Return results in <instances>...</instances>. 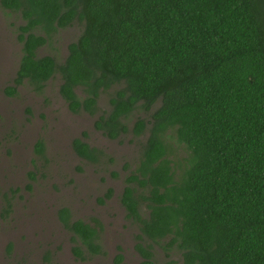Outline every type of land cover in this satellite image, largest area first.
Wrapping results in <instances>:
<instances>
[{
  "label": "trees",
  "instance_id": "16d2710c",
  "mask_svg": "<svg viewBox=\"0 0 264 264\" xmlns=\"http://www.w3.org/2000/svg\"><path fill=\"white\" fill-rule=\"evenodd\" d=\"M0 5L24 21L22 55L7 94L25 81L40 90L57 75L69 107L94 113L100 93L116 86L110 109L94 122L111 138L130 130L137 108L148 111L131 127L135 136L148 134L120 196L144 242L136 244L143 264H154L152 243L167 255L178 252L182 264H264V0ZM71 24L79 32L63 60L38 55ZM72 144L92 158L85 142ZM66 214L60 209L66 226L99 252L96 226L68 224Z\"/></svg>",
  "mask_w": 264,
  "mask_h": 264
},
{
  "label": "rangeland",
  "instance_id": "374dc122",
  "mask_svg": "<svg viewBox=\"0 0 264 264\" xmlns=\"http://www.w3.org/2000/svg\"><path fill=\"white\" fill-rule=\"evenodd\" d=\"M22 23L17 12L2 10L0 5V264H116L114 256L119 253L124 264H143L134 247L138 225L127 218L120 196L148 134L135 136L131 127L136 117L146 118L148 111L137 108L128 120L130 130L118 139H108L93 124L110 109L109 98L116 86L100 93L93 114L68 110L58 92L57 75L43 89L25 81L15 94H4L7 85L13 86L19 64L17 35ZM78 32L75 24L59 29L38 55L63 60ZM75 138L96 147L98 160L88 161L74 153ZM39 139L44 152L37 154ZM107 189L112 190L111 196L104 199ZM63 206L71 218L100 221V253L82 261L72 256L77 241L56 217ZM151 245L154 264L169 260L182 264L178 252L167 255L161 243Z\"/></svg>",
  "mask_w": 264,
  "mask_h": 264
},
{
  "label": "flooded vegetation",
  "instance_id": "af4514ba",
  "mask_svg": "<svg viewBox=\"0 0 264 264\" xmlns=\"http://www.w3.org/2000/svg\"><path fill=\"white\" fill-rule=\"evenodd\" d=\"M1 9L2 10H5V11H7V12H9V9L7 8H4V7H2L1 6ZM17 39L19 40V36L17 35ZM42 47V46H41ZM41 47H39V48H41ZM39 48H38V50H39ZM37 50V51H38ZM21 55H22V44H21V47H20V56H19V60L18 61H20V58H21ZM17 68H18V66H17ZM17 71V70H16ZM16 71H15V77H16ZM15 77H14V79H15ZM49 80V79H48ZM47 80V81H48ZM46 81V82H47ZM45 82V83H46ZM13 85H15V82H14V80H13ZM7 87H9V85H7L5 88H7ZM18 87V85H16V88ZM44 87V86H43ZM43 87L41 88V89H43ZM5 88L3 89V93L4 94H7L4 90H5ZM58 92H59V94H60V89H59V86H58ZM77 93H79V94H81L78 90L76 91ZM9 95V94H8ZM82 95V94H81ZM60 96H61V94H60ZM62 97V96H61ZM62 99L65 101V103H66V106H67V108H68V110L70 111V112H72V113H75V114H78L79 112H85V113H88V114H93V113H90V112H88L87 110H84V109H79V110H76V111H74V110H72L70 107H69V103L62 97ZM97 104H98V101H97ZM97 109V108H96ZM99 117V116H98ZM97 117V118H98ZM96 118V119H97ZM95 119V120H96ZM95 122V121H94ZM94 125V124H93ZM95 128V127H94ZM96 129V128H95ZM96 130H98L103 136H105V137H107L108 139H118V138H120L122 135H124V133H120L117 137H115V138H111V137H109V136H107V135H105L103 132H102V130H100V129H96ZM75 139H80L81 141H83V142H85L88 146H89V148L90 149H92L93 150V153H92V158H87V157H85V156H82V155H80L79 153H77L76 151H75V149H74V147H73V144H72V149H73V151H74V153H76L79 157H81V158H83V159H85V160H88V161H96V160H98V157H99V155H100V151L96 148V147H94V146H91L90 145V143L88 142V141H86V140H84V139H82V138H75ZM74 139V140H75ZM73 140V141H74ZM73 141H72V143H73ZM36 143H35V152L37 153V154H39V153H42V152H44V143L39 139V140H37V141H35ZM37 143H40V145L42 146V150L41 151H38L37 149H36V144ZM95 156V158H93ZM31 163V162H30ZM110 189H107V191H106V193L103 195V198L105 199V198H107V197H110L111 196V193H110V195H107V193H108V191H109ZM112 191V190H111ZM103 202H104V200H103ZM120 203H121V201H120ZM122 204V203H121ZM123 206V205H122ZM62 208H66L67 210H68V214H66V219H67V221H68V224H70V223H72V222H74V221H76V220H81V221H83V222H85V223H89L90 225H92V226H96V228H97V230H98V232L100 231V229L102 228V225H101V223H100V221L97 219V218H93V221L92 222H88V221H86V220H83V219H78V218H76V219H74V218H71V216H70V211H69V209H68V207H66V206H63V207H59L58 209H57V211H56V217H57V219L59 220V222L65 227V228H67V229H69L70 230V232H71V234L73 235V237H74V239H75V241H77V243L76 244H73V246H72V248H71V250L72 251H70L71 252V254H72V256L74 257V258H76V259H78V260H80V261H82V260H85V259H89L91 256H93V254H98V253H100L101 252V248H102V246H101V243H100V241H99V238L95 241V242H97L99 245H100V251L98 252H92V251H90L88 248H87V246L80 240V238L78 237V235H77V233L76 232H74L70 227L71 226H66V224L64 223V221L61 219V217L59 216V211H60V209H62ZM123 209L125 210V207L123 206ZM41 211L42 212H44L42 209H41ZM126 211V210H125ZM140 232H138V234H139ZM137 234V235H138ZM138 242H141L142 244H144V242L141 240V239H138L137 238V241H136V243H135V249H136V244L138 243ZM74 248H78L79 250H80V255H78V254H75L74 253V251H73V249ZM120 251V250H119ZM136 251H137V253L141 256V254L139 253V251L136 249ZM115 258H114V262L116 263V264H124V256H123V254H121V253H119V258L118 257H116V256H114ZM141 259H143V257L141 256ZM112 263H113V261H112ZM114 264V263H113Z\"/></svg>",
  "mask_w": 264,
  "mask_h": 264
}]
</instances>
